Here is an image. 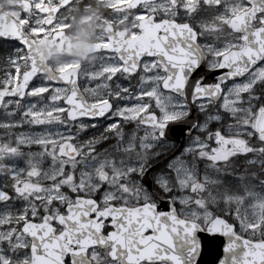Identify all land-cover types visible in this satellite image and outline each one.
Masks as SVG:
<instances>
[{"label":"flooded vegetation","instance_id":"1","mask_svg":"<svg viewBox=\"0 0 264 264\" xmlns=\"http://www.w3.org/2000/svg\"><path fill=\"white\" fill-rule=\"evenodd\" d=\"M19 3L26 35L48 39V74L0 104V191L10 197L0 212L24 218L8 264L32 260L24 222L45 232L48 264H168L113 259L101 246L113 209L190 219L196 204L179 170L264 180V0H48V26L37 17L45 34L31 1ZM29 64L24 48L0 39V90ZM38 84L43 102L33 103Z\"/></svg>","mask_w":264,"mask_h":264},{"label":"water","instance_id":"2","mask_svg":"<svg viewBox=\"0 0 264 264\" xmlns=\"http://www.w3.org/2000/svg\"><path fill=\"white\" fill-rule=\"evenodd\" d=\"M23 4L28 6L27 3ZM38 12L46 16L45 25L48 26V5L39 7ZM0 38L17 41L26 49L30 60V68L22 74L16 88L0 90L1 104L6 95L22 98L37 75L48 74V40L42 39L36 43L29 39L21 26L5 13H0ZM142 180L150 186L149 171ZM6 201L8 197L0 193V204ZM113 210L117 215V220L112 224L115 231L109 237L101 238L102 247L111 246L113 259L125 263L264 264V240L251 241L239 236L235 226L224 218L215 217L203 229L198 223L181 219L175 213L155 215L147 205ZM114 214H110V217H115ZM23 231L33 240L29 264H48L47 255L39 254L47 249L48 239L40 238L45 232L29 222L24 225ZM147 232L150 235L144 237Z\"/></svg>","mask_w":264,"mask_h":264},{"label":"rangeland","instance_id":"3","mask_svg":"<svg viewBox=\"0 0 264 264\" xmlns=\"http://www.w3.org/2000/svg\"><path fill=\"white\" fill-rule=\"evenodd\" d=\"M19 1L0 0V11L7 9L8 14L16 16L17 20L21 22V10L23 8ZM30 1L33 8L32 14L36 16L34 28L36 32L45 34L42 20L41 18H37L39 15L36 10L44 2H48V0ZM11 4H15L16 6L12 7ZM24 65V58L21 57L20 64L14 69L15 72L18 69L17 67H23ZM15 75L12 74L9 81L15 80ZM45 90L42 84L37 85V88L33 90V103L43 102L40 96ZM249 90L250 88L248 87L244 88L245 92ZM31 107L29 109L26 107L27 113L30 112ZM244 116L245 119L250 116V111L247 107L244 109ZM122 170L123 168L120 166L113 167V179L118 178ZM190 176L188 172L179 170V179L176 180L181 192L192 193V195H187L185 198L193 200V203L196 204L193 208L187 210L186 216L200 224H207L214 216L211 211L220 210L224 216H229L235 222L239 235L252 240H264V181L252 179L239 180L241 184L243 183V186L244 184L251 186L245 189L242 195H236L228 194L221 187L223 180H191ZM23 219L22 215L14 214L11 208L0 212V264L10 263L11 259L17 256L16 252L18 248L24 244V238L18 232V226ZM22 260L25 261L21 258Z\"/></svg>","mask_w":264,"mask_h":264},{"label":"trees","instance_id":"4","mask_svg":"<svg viewBox=\"0 0 264 264\" xmlns=\"http://www.w3.org/2000/svg\"><path fill=\"white\" fill-rule=\"evenodd\" d=\"M222 185L223 187H226L228 194H236V195H242L244 190L247 189L249 186H251L247 184H244L243 186V183L241 184L239 180H223ZM225 219L228 222L235 224V222L229 216H226Z\"/></svg>","mask_w":264,"mask_h":264}]
</instances>
